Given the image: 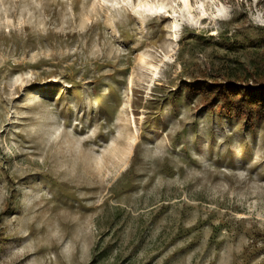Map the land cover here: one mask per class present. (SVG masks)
<instances>
[{"label":"rangeland","instance_id":"rangeland-1","mask_svg":"<svg viewBox=\"0 0 264 264\" xmlns=\"http://www.w3.org/2000/svg\"><path fill=\"white\" fill-rule=\"evenodd\" d=\"M264 64V0H0V264H264V122L187 85Z\"/></svg>","mask_w":264,"mask_h":264},{"label":"trees","instance_id":"trees-1","mask_svg":"<svg viewBox=\"0 0 264 264\" xmlns=\"http://www.w3.org/2000/svg\"><path fill=\"white\" fill-rule=\"evenodd\" d=\"M261 72L250 77L233 78L222 75L212 81H197L187 90L201 97L204 105L225 111L247 122H264V64Z\"/></svg>","mask_w":264,"mask_h":264}]
</instances>
